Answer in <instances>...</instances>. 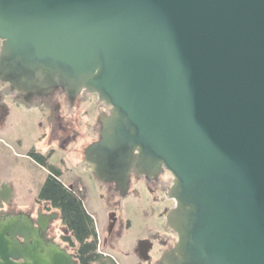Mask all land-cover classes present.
Instances as JSON below:
<instances>
[{
	"label": "water",
	"instance_id": "95a60500",
	"mask_svg": "<svg viewBox=\"0 0 264 264\" xmlns=\"http://www.w3.org/2000/svg\"><path fill=\"white\" fill-rule=\"evenodd\" d=\"M0 41L25 104L110 108L83 162L113 194L172 175L158 264H264V0H0ZM59 218L0 217V264H77L47 236Z\"/></svg>",
	"mask_w": 264,
	"mask_h": 264
},
{
	"label": "rangeland",
	"instance_id": "374dc122",
	"mask_svg": "<svg viewBox=\"0 0 264 264\" xmlns=\"http://www.w3.org/2000/svg\"><path fill=\"white\" fill-rule=\"evenodd\" d=\"M101 104L97 95L83 92L74 113L66 111L58 115L64 118L68 113L63 120L72 122L78 136L62 149L52 135L53 126L59 121L52 118L48 102L25 104L0 82V181H10L16 188L17 198L30 211L36 207L49 172L29 155L33 150L44 155L51 153L49 163L60 170V178L67 186H75L82 193L87 211L97 222L99 252L113 257L117 264H158L167 246L173 243V247L177 242L175 233L166 225V217L175 207L168 195L173 177L162 176L161 182L153 185L146 178L134 175L129 193L123 198L117 192L113 194V185L99 182L87 170L84 149L99 139L98 116L102 111L97 109ZM43 206L46 213L56 212ZM114 218L118 224L110 234ZM119 225L122 230L117 232ZM65 233L59 218L51 227L50 237L73 253L62 240ZM142 242L150 245L147 255L139 254Z\"/></svg>",
	"mask_w": 264,
	"mask_h": 264
},
{
	"label": "trees",
	"instance_id": "16d2710c",
	"mask_svg": "<svg viewBox=\"0 0 264 264\" xmlns=\"http://www.w3.org/2000/svg\"><path fill=\"white\" fill-rule=\"evenodd\" d=\"M29 156L49 172L36 202L59 213L66 228L62 240L72 249L77 264H116L99 252L95 218L87 211L82 193L75 186H67L60 178V170L49 163L51 153L44 155L33 150Z\"/></svg>",
	"mask_w": 264,
	"mask_h": 264
},
{
	"label": "flooded vegetation",
	"instance_id": "af4514ba",
	"mask_svg": "<svg viewBox=\"0 0 264 264\" xmlns=\"http://www.w3.org/2000/svg\"><path fill=\"white\" fill-rule=\"evenodd\" d=\"M16 96H18V95H16ZM19 98L22 100L21 97H19ZM79 98H80V96L72 104L65 93H63L62 91H57L53 95V97L35 99L32 102V104H35L36 102H38V103L48 102V107H50L51 111L53 112L52 118L54 120L57 118L58 121H59L57 124H55L53 126V130H52L53 134L52 135L55 136L54 139H58L59 140L62 149H64V147L67 146V145L69 146L71 142L76 141L78 136L75 133L74 127H72V122L68 121L69 119L60 120L58 118V115L60 113H65L66 111H71V114L74 113L75 108L78 107L77 105H78V102H79ZM106 108H105L104 104H101V106L97 109V110L100 109L102 111V113H100L99 116L102 115V114H108L109 113L110 108L109 107H106ZM99 116H98V124L100 125ZM73 120H75V119L73 118ZM99 131H100V128L98 130V135H99ZM168 175H171V174L166 171L158 178V180H154L153 179L152 181L160 183L161 182L160 181L161 177L162 176L165 177V176H168ZM152 181H150V182H152ZM3 184H5V183L0 184V186L3 185ZM172 184H173V182L171 183V185ZM7 186H9V185H7ZM9 187L11 188V196L5 201L0 199V217L15 218V217L20 216V215L23 214L25 216L31 217V220L34 222L35 226L38 227L37 226V220H38V217H39V215L41 213H43V214H51V213H53V212H49V213L44 212L43 204H40V203H37V202L35 203L36 207L31 208L30 211H27L25 209V207L22 205V203L20 202V199H18L17 196H16V188L14 186L13 187L9 186ZM112 217H114V216L112 215ZM53 223H51V225L49 226V230L47 232V236L48 237H50L49 232L51 230V227H52ZM117 224H118V221L114 218V220L112 221V225H110V227H109V230H110L109 233L110 234L112 232L116 231L115 227H116ZM96 225H97V222H96ZM118 227H119V229L117 230V232H120L122 230L121 229L122 226L119 225ZM97 230H99V229H97ZM50 238H52V237H50ZM175 238L177 239V235L176 234H175ZM172 245H173V243H172ZM172 245L171 246H167L168 249L171 248ZM149 251H150V245H149L148 242L140 243V246H139V254L140 255H144V254L147 255V252H149ZM110 258H112L115 261V259L113 257H110Z\"/></svg>",
	"mask_w": 264,
	"mask_h": 264
},
{
	"label": "crops",
	"instance_id": "0c3cea01",
	"mask_svg": "<svg viewBox=\"0 0 264 264\" xmlns=\"http://www.w3.org/2000/svg\"><path fill=\"white\" fill-rule=\"evenodd\" d=\"M2 183H5V184H7V185H9V186H11V187L14 186V185H13L10 181H8V180L0 181V184H2ZM14 187H15V186H14Z\"/></svg>",
	"mask_w": 264,
	"mask_h": 264
}]
</instances>
